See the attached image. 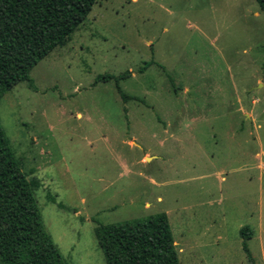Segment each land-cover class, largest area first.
I'll return each mask as SVG.
<instances>
[{
	"label": "rangeland",
	"instance_id": "1",
	"mask_svg": "<svg viewBox=\"0 0 264 264\" xmlns=\"http://www.w3.org/2000/svg\"><path fill=\"white\" fill-rule=\"evenodd\" d=\"M126 70L120 87L138 100L124 102L113 81L94 83ZM29 76L34 89L22 81L0 97V125L40 182L43 225L68 264H105L97 222L157 212L179 264H264V14L255 0H96Z\"/></svg>",
	"mask_w": 264,
	"mask_h": 264
},
{
	"label": "trees",
	"instance_id": "2",
	"mask_svg": "<svg viewBox=\"0 0 264 264\" xmlns=\"http://www.w3.org/2000/svg\"><path fill=\"white\" fill-rule=\"evenodd\" d=\"M96 0H0V97L18 82L35 88L30 70L42 58L66 44ZM264 14V0H255ZM153 59L138 68L142 73ZM97 75L113 81L124 102L138 97L119 82L130 76ZM37 178H27L0 125V264H68L46 231L35 199ZM61 207V204L58 203ZM93 233L105 264H179L165 212L118 222H97ZM252 231L239 229L241 247L251 255Z\"/></svg>",
	"mask_w": 264,
	"mask_h": 264
}]
</instances>
